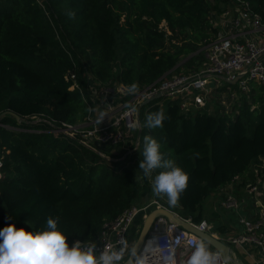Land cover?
Here are the masks:
<instances>
[{
	"label": "trees",
	"instance_id": "obj_1",
	"mask_svg": "<svg viewBox=\"0 0 264 264\" xmlns=\"http://www.w3.org/2000/svg\"><path fill=\"white\" fill-rule=\"evenodd\" d=\"M240 1L264 23V0ZM237 4L0 0V114L11 111L23 119L0 121V228L12 222L9 216L26 230V223L42 228L52 217L71 234L69 244L96 242L104 221L158 198L152 183L160 169L147 177L139 169L145 136L189 173L177 203L186 218L202 221L195 213L203 199L264 160V89L257 83H249L232 114L204 108L184 113L177 101L149 108L142 113L138 147L118 161L58 128L85 122L94 108L93 89H129L133 83L141 89L174 67L171 73L178 75L196 70L204 63L202 47L218 31L212 18ZM72 72L78 88L65 78ZM157 111L166 116L163 127H147L148 114ZM216 230L228 231L223 222Z\"/></svg>",
	"mask_w": 264,
	"mask_h": 264
},
{
	"label": "built area",
	"instance_id": "obj_2",
	"mask_svg": "<svg viewBox=\"0 0 264 264\" xmlns=\"http://www.w3.org/2000/svg\"><path fill=\"white\" fill-rule=\"evenodd\" d=\"M236 1L238 4L235 7L212 18L210 23L218 31L202 47L204 63L196 70L182 75L166 74L150 85L136 89L134 93H130L123 85L93 89L94 108L89 109L85 122L74 126L62 123L58 130L76 138L80 144L107 160L118 161L138 147L141 116L142 113L146 116L151 107L162 108L167 101H177L184 113L204 108L210 88H221L222 81L228 84V81L235 80L234 84L239 86L242 93L249 91L250 82L257 83L264 89V23L258 14L250 10L247 3ZM246 33L255 34L247 36ZM65 78L72 81L71 89L78 88L76 72L69 73ZM226 90L230 91L229 87ZM97 98L100 111L106 113L101 123L97 122ZM105 146L109 150L105 153L112 157H106L102 152L101 148ZM261 162L260 165L251 164L247 172L235 175L212 195L221 209L236 213L234 222L240 225L238 231L232 221L226 218L224 224L228 231L224 233L226 237L220 238L210 233L213 229L211 223L205 220L195 223L191 218L185 219L200 232L213 236L229 247V257H224L209 246L217 254L216 264H234L228 258L238 259L231 250V245L238 248L244 256L251 258V264H264V160L261 159ZM250 174L254 181L250 180ZM155 208L164 207L152 198L123 210L112 220L104 221L95 242L98 250L122 248L124 262L126 253L129 254L137 237L134 235L138 226L136 222L139 221L142 225L147 214ZM198 240L201 239L197 235L159 216L152 222L142 247L130 264H187Z\"/></svg>",
	"mask_w": 264,
	"mask_h": 264
},
{
	"label": "clouds",
	"instance_id": "obj_3",
	"mask_svg": "<svg viewBox=\"0 0 264 264\" xmlns=\"http://www.w3.org/2000/svg\"><path fill=\"white\" fill-rule=\"evenodd\" d=\"M135 91L136 84L133 83L129 92ZM105 117L106 113L100 111L97 122L101 123ZM165 119V114L157 111L148 114L145 123L149 128H162ZM142 156L139 169L145 177L160 169L154 176L153 192L166 194L168 202L175 205L188 185L189 173L175 159L166 157L161 143L151 136L144 137ZM8 219L12 222L0 228V264H120L124 255L123 249L118 247L98 250L95 242L85 244L75 240L69 244L67 238L71 234L60 225L58 218L49 217L42 228L26 223L30 226L28 230L17 227L12 217ZM216 260L217 254L210 249L209 242L201 239L187 264H216Z\"/></svg>",
	"mask_w": 264,
	"mask_h": 264
},
{
	"label": "rangeland",
	"instance_id": "obj_4",
	"mask_svg": "<svg viewBox=\"0 0 264 264\" xmlns=\"http://www.w3.org/2000/svg\"><path fill=\"white\" fill-rule=\"evenodd\" d=\"M222 87L219 89H213L210 88L209 90V95L207 96V101H206V105L204 107V109H206V111L209 114H216L218 110H220V112H225L228 114H232L233 111V106L234 104L241 98L242 92L239 88V86L237 84H233V85H229L226 84L225 82H221ZM230 89V91H227L226 88ZM248 92H246L247 95ZM203 109V108H201ZM100 113V104H99V100L98 98L96 99V115L99 116ZM145 119L144 116H141V123H144ZM102 152H108V146L102 147ZM153 184V183H152ZM214 197L212 195L206 197L205 199L202 200V202L200 203L201 205H199L197 207V211L195 214L199 215L201 214V217H203V220L212 223L213 225V229L210 230V233L217 235L220 238L226 237V232L225 234H221L219 231L216 230V227L218 225L221 224V222L225 221L226 218H229L234 227L235 230L238 231L240 229V225L234 221H236L237 215L236 213L232 212V211H225L223 209H221L217 203H215L214 201ZM150 200V199H149ZM157 201H159V203L166 209H168L169 211H173L177 216L183 218V219H188L186 218V213L182 210H180V207L178 206V203H176L175 205L170 204L168 202V197L166 194L164 193H160L158 194V198H156ZM136 205H140V204H136ZM138 224L134 235H139L140 230H141V222L137 221L136 222ZM231 225V224H230ZM232 232V230H230ZM232 234V233H231ZM231 250H233L236 255L238 256L239 259H241L243 261L244 264H251L252 260L251 258H248L246 256H244L242 254L241 251H239L238 248H236L235 246H230ZM126 255H129L126 253ZM128 257V256H127ZM124 256L122 257L121 262H123Z\"/></svg>",
	"mask_w": 264,
	"mask_h": 264
},
{
	"label": "water",
	"instance_id": "obj_5",
	"mask_svg": "<svg viewBox=\"0 0 264 264\" xmlns=\"http://www.w3.org/2000/svg\"><path fill=\"white\" fill-rule=\"evenodd\" d=\"M174 70H175V67L172 68L170 70V72H168L166 74H169ZM166 74L162 75L161 77L165 76ZM227 83L228 84H234L235 80L234 81H228ZM157 97H158V95H157ZM5 116L11 117L16 122H22L23 121L19 115L15 114L11 111H5V112L1 113L0 114V121ZM159 216L165 217L167 220L175 223L178 227H180V228H182V229H184V230H186V231H188L194 235H197L200 239L208 241L210 247H212L213 249L220 252L224 257H229L230 249L228 246L223 244L221 241L217 240L216 238H214L213 236H211L205 232H200L199 230H197L196 228L191 226L187 221H185V219L177 216L173 211H169L166 208H155V209L151 210L147 214L146 218L142 221L140 233H139L137 239L135 240V242L133 243L128 257L126 258V260L122 264H130L131 263L133 257L137 254V252L142 247L145 236H146L152 222L154 221L155 218H157ZM133 249H135V251H133ZM228 259H231L234 264H244L242 260H239V258L238 259L228 258Z\"/></svg>",
	"mask_w": 264,
	"mask_h": 264
},
{
	"label": "crops",
	"instance_id": "obj_6",
	"mask_svg": "<svg viewBox=\"0 0 264 264\" xmlns=\"http://www.w3.org/2000/svg\"><path fill=\"white\" fill-rule=\"evenodd\" d=\"M255 33H246L247 36H253ZM225 223V221H223V224Z\"/></svg>",
	"mask_w": 264,
	"mask_h": 264
}]
</instances>
